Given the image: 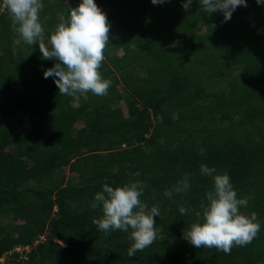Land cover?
I'll return each instance as SVG.
<instances>
[{"label":"trees","instance_id":"1","mask_svg":"<svg viewBox=\"0 0 264 264\" xmlns=\"http://www.w3.org/2000/svg\"><path fill=\"white\" fill-rule=\"evenodd\" d=\"M81 2L42 0L45 41ZM95 2L111 25L100 69L111 86L75 106L44 78L56 61L0 13V258L11 252L0 264H264V5L247 0L224 22L198 0L188 12L184 0ZM225 172L248 198L241 213L255 212L261 225L230 254L183 239L213 176ZM185 174L189 190L171 191ZM130 181L160 210L156 240L134 256L131 230H98L102 210L92 207L105 183Z\"/></svg>","mask_w":264,"mask_h":264},{"label":"clouds","instance_id":"2","mask_svg":"<svg viewBox=\"0 0 264 264\" xmlns=\"http://www.w3.org/2000/svg\"><path fill=\"white\" fill-rule=\"evenodd\" d=\"M151 2L161 5L171 0ZM192 3L193 0H184L182 6L186 12L191 10ZM198 3L200 11L223 13L224 22L231 20L238 7L248 6L247 0H198ZM256 3L264 5V0H256ZM43 7L42 0H2L0 13L7 10L23 42L32 46L39 44L42 59L56 61L53 67L44 71V78L53 77L59 94L72 97L73 106L79 102L81 95L88 92L97 96L107 95L111 81L103 78L100 72L111 29L107 15L95 0H82L78 7L69 6L67 19L62 17L45 41V29L40 21ZM200 171L203 175L211 176L214 170L201 165ZM144 187L140 181H130L115 188L105 183L102 191L95 194L92 204L93 208L99 206L102 210V216L93 220L98 230L104 233L114 230L127 233L131 230L129 256L151 246L157 238L155 218L160 216V210L158 206L149 207L142 202L140 197ZM189 188L190 175L185 174L171 191L181 194ZM170 194L166 192V195ZM247 205L248 198H238L226 172L215 174L213 187L202 199L200 210H193L196 220L184 230L183 239L195 248L215 247L225 254H230L234 246L250 244L258 235L261 225L255 212L250 216L241 213V207ZM56 211L57 207L54 208ZM179 212L185 215L188 208L181 206ZM18 248L30 250V246ZM10 253L2 258L9 260Z\"/></svg>","mask_w":264,"mask_h":264},{"label":"rangeland","instance_id":"3","mask_svg":"<svg viewBox=\"0 0 264 264\" xmlns=\"http://www.w3.org/2000/svg\"><path fill=\"white\" fill-rule=\"evenodd\" d=\"M29 75L31 76L32 75V73H29ZM21 86L20 85H18L17 86V91H21ZM119 89H120V91L121 90H123V87L122 86H120L119 87ZM121 111L124 113V115H127V107H126V105L122 102V104H121ZM77 127H81V124H78L77 125ZM66 173H67V175L69 176V172H68V169L66 170ZM6 221H8V222H11L12 221V218H6ZM4 259H6V258H4Z\"/></svg>","mask_w":264,"mask_h":264},{"label":"built area","instance_id":"4","mask_svg":"<svg viewBox=\"0 0 264 264\" xmlns=\"http://www.w3.org/2000/svg\"><path fill=\"white\" fill-rule=\"evenodd\" d=\"M17 251H19V252H24V251H29V248H17ZM0 262H5V259L4 258H2V259H0Z\"/></svg>","mask_w":264,"mask_h":264}]
</instances>
